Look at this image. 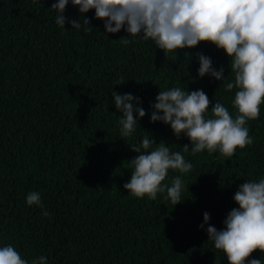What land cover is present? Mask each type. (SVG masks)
<instances>
[{"label":"trees","instance_id":"1","mask_svg":"<svg viewBox=\"0 0 264 264\" xmlns=\"http://www.w3.org/2000/svg\"><path fill=\"white\" fill-rule=\"evenodd\" d=\"M57 2L0 0V247L12 245L29 264L40 256L47 264H228L205 229L223 228L239 185L264 179V104L246 123L254 142L232 157L219 150L193 155L191 146L184 153L189 139L150 122L151 104L159 91L203 90L206 117L220 102L235 118L236 89L224 87L234 80L231 58L208 42L165 56L151 38L106 33L94 10L83 14L92 31L68 23L65 30L49 9ZM64 15L81 16L71 0ZM197 53L224 68L222 82L197 75ZM112 91L138 97L146 111L129 137L120 134ZM146 133L192 163L190 172L169 170L162 182L170 187L181 177V203L173 206L166 190L151 200L123 188L137 155L131 147ZM30 192L40 193L43 208L26 203ZM44 208L50 217L41 215ZM204 212L210 220L200 229ZM250 258L264 264L258 250Z\"/></svg>","mask_w":264,"mask_h":264},{"label":"clouds","instance_id":"2","mask_svg":"<svg viewBox=\"0 0 264 264\" xmlns=\"http://www.w3.org/2000/svg\"><path fill=\"white\" fill-rule=\"evenodd\" d=\"M36 2L43 7L42 0ZM68 4L69 0H58L49 8L56 10L55 23L64 29L68 23L71 29L92 31V18L83 14L94 10L106 33L115 34L123 29L127 36L151 38L165 56L177 55V49L194 48L200 42L222 49L231 58L234 73V80L224 87L225 91L236 89L232 104L238 115L233 118L222 103L216 102L210 110L212 116L206 117L210 101L203 90L172 88L158 92L151 104L150 122L170 125L177 138L183 133L190 145L181 148L187 153L191 146L193 155L219 150L223 156L232 157L237 148L244 149L254 142L246 123L260 116V105L264 104V0H71L81 14L74 20L64 15ZM127 36L122 40L124 45L132 42ZM196 56L199 77L209 75L221 82L225 79L223 67L217 70L210 57L202 53ZM123 83L121 77L117 85ZM111 95L123 116L119 120L120 134L129 137L146 111L139 106L140 99L131 93L112 91ZM150 135L146 133L139 146L131 147L137 155L129 160L133 172L123 188L134 197L147 196L151 200L166 190L167 199L174 206L182 202L184 183L180 176L172 179L170 187L162 182L169 170L188 173L193 165L181 152H171L164 141L157 143ZM233 201L237 207L227 213L222 229L208 224V212L203 213V223L198 227L204 229L208 224V240L224 253L228 264H262L260 258L250 257L257 250L264 253V179L239 185ZM26 203L43 208L39 192L28 193ZM41 215L50 217L46 208ZM0 264L29 262L9 244L0 247ZM31 264H47V258L40 256Z\"/></svg>","mask_w":264,"mask_h":264}]
</instances>
